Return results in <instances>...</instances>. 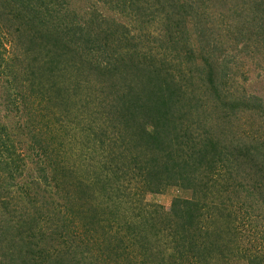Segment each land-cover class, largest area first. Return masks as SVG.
<instances>
[{"label": "trees", "instance_id": "1", "mask_svg": "<svg viewBox=\"0 0 264 264\" xmlns=\"http://www.w3.org/2000/svg\"><path fill=\"white\" fill-rule=\"evenodd\" d=\"M95 1L83 22L0 0L21 54L0 41V264H264L240 246L264 249V97L242 84L264 71V0ZM99 106L104 158L78 171L66 152L92 144L52 118ZM169 187L190 195L144 200Z\"/></svg>", "mask_w": 264, "mask_h": 264}, {"label": "rangeland", "instance_id": "2", "mask_svg": "<svg viewBox=\"0 0 264 264\" xmlns=\"http://www.w3.org/2000/svg\"><path fill=\"white\" fill-rule=\"evenodd\" d=\"M63 1H65L66 3L67 2L71 3L72 8L76 9L77 12L79 13V16H81L80 20L81 21L84 20L83 22H85V18H88V20L91 18L92 15H91L90 9L93 7L95 8V6H94L95 4L98 7V9H101V7L103 6L102 3H99V2L96 3L95 0H63ZM88 9H89V11H88ZM103 11H104V9H103ZM117 16H119V15H117ZM92 19H93V17H92ZM11 39H12V36L9 33H5L4 29L0 30V41H1V43H3V45H5V48H6V50L3 51L4 52L3 55L8 60H14L15 61L16 57H21V54H19V49H18L17 44L14 43ZM59 84L64 85L65 82H59ZM242 84H243L244 88H247L249 91L255 92V93L260 94L261 96L264 97V71L261 72L260 75L257 74L256 72H254L252 74L250 71L249 79L244 81ZM84 85H85V83L83 82L82 86H84ZM88 89L94 90V88H88ZM86 91H88V90H86ZM95 92H96V94H98L96 90H95ZM96 94H93V95L95 96ZM92 98L94 99L95 97H92ZM38 100L40 102L41 99L38 98ZM2 101H3V97L1 96L0 102H2ZM92 107H94L93 104L91 106V109H92ZM18 109H21V111L17 112L16 110H14L13 112H10V114L21 113L24 110L22 107L18 108ZM81 112L78 111L77 114H74V115L68 117L65 115L64 111H63V113L56 111V113H55L56 117H53L52 120L54 121L53 123L57 124V126L60 125L61 123H63L64 125L65 124L69 125V128L71 130L70 132H71L72 136H73V133L75 135L74 142H77V143L82 142V144L83 143L85 144V141H87L88 144H92V148L89 149L87 152H85V151L82 152L83 149L80 152V150L77 149V151H75L76 156H74V155L71 156L70 153L66 152L64 158L66 161H68V157H69V163L70 164L73 162L74 159H77L76 160L77 161L76 166H77L78 171H80L84 167H87V165H89L91 167L90 170H93V168L96 166V162L100 158H102V157L104 158V156L102 155L103 152L101 151V149L98 146V140L95 139L90 132H88V133H90V135H89L87 133L86 128L89 126H93L94 131H97L96 129H98L99 125H104L105 120H109L107 117L109 114H108V111H106L105 106H103V107L99 106V107L93 109L92 112H87V113L84 112L83 114ZM5 113L6 112L3 108V106H0V117H4ZM24 119L25 118L23 117L21 120H24ZM97 119L99 120V122L96 121ZM108 124H109V122L107 123V125ZM193 126H194V124H193ZM44 128H46V127L44 126ZM109 130H110V128H109ZM57 133L59 135H63L64 129L59 128V130H57ZM87 135H89V136H87ZM69 137L72 139L71 135H69V136L67 135L65 138L64 137L63 138L66 140ZM19 138L22 139V144H24V145L26 143L29 144L31 142L29 132L26 130L24 132H22V135L20 137L18 136V139ZM77 148H80V146L78 145ZM27 161H29V159H27ZM30 164L31 163H28V166ZM22 178L23 177H19L17 179V181L18 182L23 181ZM127 187H128L129 191H132V192L135 191L134 181L127 183ZM55 188H56V186H55V181H54L50 186V191L52 193H54ZM189 195H190L189 191H184V190L176 188V187H169L164 193H147L144 196V200L146 202L149 201V202L158 203V204L163 205L166 208H169V206L171 204V200L174 196H185L186 197ZM55 196H57V194ZM68 215H70V213H68ZM71 216L72 215H70L69 217H71ZM258 237H259V235H258ZM240 246L241 247L242 246L243 247L249 246L250 252L254 253L257 251L260 254H264V249L258 248V247H261L260 244H256L255 246H257V247H255L250 243V241H247L246 239L243 240V242H241ZM231 264H242V261L236 259L233 262H231Z\"/></svg>", "mask_w": 264, "mask_h": 264}]
</instances>
